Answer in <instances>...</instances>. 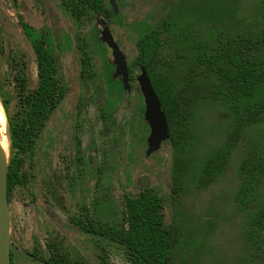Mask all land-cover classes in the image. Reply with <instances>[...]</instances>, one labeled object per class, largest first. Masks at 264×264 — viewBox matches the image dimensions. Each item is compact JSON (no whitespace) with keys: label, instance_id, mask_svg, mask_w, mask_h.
<instances>
[{"label":"rangeland","instance_id":"obj_1","mask_svg":"<svg viewBox=\"0 0 264 264\" xmlns=\"http://www.w3.org/2000/svg\"><path fill=\"white\" fill-rule=\"evenodd\" d=\"M111 0H106L110 5ZM119 12L109 18L98 15L77 22L62 0H0V146L11 157L8 116L24 113L15 77L25 67L27 87L38 85L37 61L21 20L37 31H49L67 93L39 134L35 148L19 156L18 172L24 183L12 190L11 240L26 251L38 241L44 259L51 253L83 264H131L124 248L105 238L82 232L75 223L85 214L105 224L117 221L125 209L126 195L135 196L152 187L163 198L167 224L180 229L181 248L176 264H264V251L257 252L247 241L246 219L264 206V173L249 207L239 204L243 185L240 166L244 161L264 165V121L248 126L215 99L212 83L203 68L181 51L172 72L180 87L184 110L192 126L190 150L196 165L211 156L218 158L220 172L211 181L193 176L181 196L172 194L171 169L163 172L168 141L147 157L143 129L144 99L134 68L132 91L109 105L108 81L102 47L97 44L103 17L131 64L138 55L137 42L182 0H117ZM210 9L212 0H196ZM214 6V5H213ZM233 19L252 21L257 28L264 20V0H230ZM212 20L192 19L190 34L196 41L209 38ZM210 24V25H209ZM219 29L230 26L216 23ZM212 26H215L212 23ZM176 47V46H173ZM91 57L92 74L85 72L83 51ZM176 50V49H174ZM167 50L168 62L176 52ZM108 58L110 50H106ZM164 59L157 62L164 68ZM6 102V107L3 102ZM6 144V145H5ZM146 177L144 184L140 182ZM14 264H41L15 255Z\"/></svg>","mask_w":264,"mask_h":264},{"label":"trees","instance_id":"obj_2","mask_svg":"<svg viewBox=\"0 0 264 264\" xmlns=\"http://www.w3.org/2000/svg\"><path fill=\"white\" fill-rule=\"evenodd\" d=\"M13 1L16 3L17 0ZM195 1L182 0L177 10L141 36L137 42L138 55L129 65L131 73L136 67L147 70L165 111L171 134L169 142L172 144V194L177 197L185 191L191 177L207 176L213 181L220 172L217 157L211 156L202 165H196L194 153L189 148L194 135L192 126L184 110L177 78L166 69L171 68L176 60L182 59L181 51L193 50L194 54L189 58L186 56V59H192L195 66L203 68L205 76L213 85L215 99L227 108L233 120L240 118L248 122V126L264 121V20L259 28L252 21L234 20L229 7L230 0H212L210 9H202ZM62 4L77 22L98 15L109 19L115 16L106 0H62ZM192 19L199 22L212 20L215 26L212 23L208 26L207 40L196 41L192 38L189 27ZM220 21L230 26L219 29L216 23ZM21 25L36 54L38 85L34 91H29L25 67L18 69L15 80L25 110L19 118L8 116L11 150L7 174L9 199L12 188L24 183V178L18 172L19 156L35 148L39 134L67 92L49 32L44 28L37 31L24 21ZM96 40L103 51L110 96L108 102L114 106L124 90L122 83L113 78L114 65L106 55L108 48L100 37ZM167 50L176 52L170 62L165 56ZM83 54V68L91 75V57L85 49ZM164 58V68L168 73L157 67V62ZM131 78L134 79L133 74ZM6 102H3L4 107ZM143 129L146 133L149 131L144 117ZM255 163L256 166L251 161H244L240 166L243 185L239 204L244 207H249L253 202L256 186L264 173V165L259 160ZM124 206L117 221L101 224L85 214L84 218L76 219L75 223L83 232L122 246L131 264H176L181 248L180 229L165 222L163 198L157 190L147 187L135 196L126 195ZM245 224L248 243L257 252H263L264 206L249 215ZM64 262L83 264L67 258Z\"/></svg>","mask_w":264,"mask_h":264},{"label":"water","instance_id":"obj_3","mask_svg":"<svg viewBox=\"0 0 264 264\" xmlns=\"http://www.w3.org/2000/svg\"><path fill=\"white\" fill-rule=\"evenodd\" d=\"M110 5L115 14L119 12L117 0H111ZM97 25L101 28L100 39L111 49L112 63L115 65L114 78L121 77L124 89L131 91L129 66L126 54L114 38V35L103 17H98ZM140 91L144 99V120L149 127L147 137V157L158 152L163 143L171 138L169 124L162 103L157 95L150 76L144 67L140 68L137 76ZM9 130V129H8ZM9 136V134H8ZM10 139V138H9ZM172 165V150L167 153L166 163L163 172H166ZM8 159L7 155L0 150V264H11V249L16 250L24 257L28 254L17 248L11 241V212L8 199ZM146 177L140 182L144 184Z\"/></svg>","mask_w":264,"mask_h":264},{"label":"flooded vegetation","instance_id":"obj_4","mask_svg":"<svg viewBox=\"0 0 264 264\" xmlns=\"http://www.w3.org/2000/svg\"><path fill=\"white\" fill-rule=\"evenodd\" d=\"M14 2V1H13ZM16 3H17V1H16ZM15 3V4H16ZM63 5V4H62ZM64 7V6H63ZM22 21H24V20H21V23H22ZM25 22V21H24ZM28 23V22H27ZM30 24V23H29ZM31 25V24H30ZM22 26V25H21ZM23 29V28H22ZM43 29V28H42ZM41 30V29H40ZM40 30H38V31H40ZM46 30V29H45ZM24 31V30H23ZM47 31V30H46ZM49 32V31H48ZM25 33V32H24ZM26 35V34H25ZM27 37V36H26ZM51 39V38H50ZM101 40V39H100ZM30 41V40H29ZM52 42V41H51ZM118 43V42H117ZM109 50H110V56H111V49L106 45V44H104ZM35 53V52H34ZM110 60H111V63H112V58H110ZM37 61V60H36ZM113 64V63H112ZM114 65V64H113ZM130 64L128 63V66H129ZM114 70H115V65H114V69H113V74H114ZM129 73H130V81H131V91H132V81L134 80V79H132L131 78V76H132V73L130 72V69H129ZM139 73H140V70H139ZM113 78H114V76H113ZM115 79H117V80H119L121 83H122V79H121V77H118V78H115ZM108 88H109V86H108ZM122 88H123V90L125 91V92H131V91H126L125 89H124V86H123V83H122ZM139 89H140V87H139ZM141 92V91H140ZM67 93V92H66ZM124 93V92H123ZM122 93V94H123ZM108 94H109V92H108ZM141 95H142V93H141ZM143 96V95H142ZM65 98V97H64ZM48 122V121H47ZM147 124V123H146ZM167 142V141H166ZM166 142H164V143H166ZM163 143V144H164ZM163 146V145H162ZM162 148V147H161ZM171 167H172V165H171ZM171 169V168H170ZM169 169V170H170ZM23 178V177H22ZM23 184V183H22ZM17 185H19V184H17ZM16 186V185H15ZM14 186V187H15ZM13 187V188H14ZM13 188H12V190H13ZM144 188H147V187H144ZM142 191V190H141ZM8 199H9V191H8ZM11 201H12V191H11V196H10V199H9V207H10V204H11ZM10 212H11V209H10ZM86 214H88V213H86ZM89 215V214H88ZM85 217V216H84ZM90 217V216H89ZM91 218V217H90ZM78 219V218H77ZM92 219V218H91ZM79 228V227H78ZM80 229V228H79ZM81 230V229H80ZM82 231V230H81ZM83 232V231H82ZM86 233V232H85ZM86 234H88V233H86ZM91 235H93V234H91ZM94 236H96V235H94ZM12 241V240H11ZM12 243H13V241H12ZM17 248H19L21 251H23L24 253H26V254H28V256L27 257H24L23 255H21L19 252H17L16 250H12L11 249V264H14V258H15V255L17 254V255H19V256H21V257H24V258H26V259H29V260H36V262H38V263H41V264H64L65 262H64V260H65V258H66V256L64 255V254H62V253H60V254H58V255H54L53 253H51V256H50V259H48V260H46V259H44V257H43V255L41 254V251H40V244H39V242L38 241H35V243H34V250H32V251H26V250H24V249H22V248H20L17 244H15V243H13ZM57 259H58V261H57Z\"/></svg>","mask_w":264,"mask_h":264},{"label":"bare ground","instance_id":"obj_5","mask_svg":"<svg viewBox=\"0 0 264 264\" xmlns=\"http://www.w3.org/2000/svg\"><path fill=\"white\" fill-rule=\"evenodd\" d=\"M6 145V144H5ZM0 150L6 155V146H0Z\"/></svg>","mask_w":264,"mask_h":264}]
</instances>
